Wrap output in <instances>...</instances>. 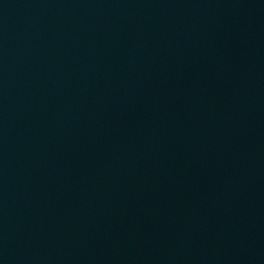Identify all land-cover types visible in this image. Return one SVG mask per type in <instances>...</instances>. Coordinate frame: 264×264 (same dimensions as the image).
<instances>
[{"label": "water", "instance_id": "95a60500", "mask_svg": "<svg viewBox=\"0 0 264 264\" xmlns=\"http://www.w3.org/2000/svg\"><path fill=\"white\" fill-rule=\"evenodd\" d=\"M264 179V0H0V264H197Z\"/></svg>", "mask_w": 264, "mask_h": 264}]
</instances>
